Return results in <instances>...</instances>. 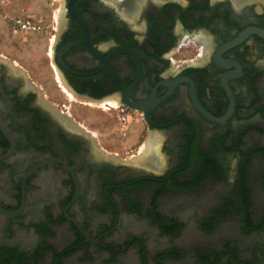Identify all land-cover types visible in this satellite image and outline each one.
<instances>
[{
	"label": "flooded vegetation",
	"instance_id": "1",
	"mask_svg": "<svg viewBox=\"0 0 264 264\" xmlns=\"http://www.w3.org/2000/svg\"><path fill=\"white\" fill-rule=\"evenodd\" d=\"M62 6L43 68L0 57V264H264V0ZM48 80L160 165L100 148Z\"/></svg>",
	"mask_w": 264,
	"mask_h": 264
},
{
	"label": "rangeland",
	"instance_id": "2",
	"mask_svg": "<svg viewBox=\"0 0 264 264\" xmlns=\"http://www.w3.org/2000/svg\"><path fill=\"white\" fill-rule=\"evenodd\" d=\"M62 8V0H0V57L15 61L27 70H34L36 65L38 69L43 68L44 64L40 63V60L34 61L32 56L39 59L43 55L41 47L36 44L43 43L44 39L40 38V34L31 33L33 29L22 31L16 26V21L23 19L31 21L34 26H43L50 20L48 15L51 10ZM53 36L55 32L51 36L52 39ZM54 85L51 80L43 84L54 94L52 101L70 107L68 112L72 119L91 135L100 148L107 152L120 151L122 154L126 152L123 158L135 155L133 157L135 159L139 156L144 144L150 138L139 150L135 135L140 128L138 123L135 122L132 128L127 130L119 121L117 109H108L106 103H94L76 97L64 86L63 81L61 85L66 93ZM109 103L116 106L112 101ZM125 133L127 137L124 136Z\"/></svg>",
	"mask_w": 264,
	"mask_h": 264
},
{
	"label": "bare ground",
	"instance_id": "3",
	"mask_svg": "<svg viewBox=\"0 0 264 264\" xmlns=\"http://www.w3.org/2000/svg\"><path fill=\"white\" fill-rule=\"evenodd\" d=\"M159 141L160 140L157 136L154 135L151 136L150 139L144 144L143 148L140 151L139 156L135 157V159H133L131 163L139 166L147 165V168L149 165H155V164L158 165L160 162L159 145H158Z\"/></svg>",
	"mask_w": 264,
	"mask_h": 264
},
{
	"label": "built area",
	"instance_id": "4",
	"mask_svg": "<svg viewBox=\"0 0 264 264\" xmlns=\"http://www.w3.org/2000/svg\"><path fill=\"white\" fill-rule=\"evenodd\" d=\"M16 26L22 31H31L32 29H34V25L32 24L31 21H27L23 19H18L16 21ZM118 116H119L120 123L124 126H127L129 122V118L123 109H120Z\"/></svg>",
	"mask_w": 264,
	"mask_h": 264
}]
</instances>
